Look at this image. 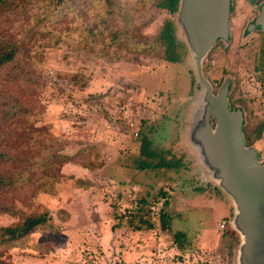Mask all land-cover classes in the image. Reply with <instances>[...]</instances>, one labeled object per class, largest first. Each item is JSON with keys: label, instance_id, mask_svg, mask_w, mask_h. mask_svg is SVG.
I'll return each mask as SVG.
<instances>
[{"label": "rangeland", "instance_id": "rangeland-1", "mask_svg": "<svg viewBox=\"0 0 264 264\" xmlns=\"http://www.w3.org/2000/svg\"><path fill=\"white\" fill-rule=\"evenodd\" d=\"M46 7L0 0V41L18 47L16 61L0 67V172L33 178L0 190V227L50 216L0 245V264H236L233 208L224 227L211 228L215 211L192 206L195 196L223 190L187 139L198 83L177 14L153 0H68L47 20ZM172 17L175 62L154 42ZM242 17L234 16L233 34ZM203 63L209 79L229 73L238 82L246 132L264 155V85L249 51L215 49ZM143 138L152 155L141 154ZM161 191L170 200L167 230L158 224ZM144 196L156 201L155 228L134 230L127 220ZM176 231L186 233L183 250Z\"/></svg>", "mask_w": 264, "mask_h": 264}, {"label": "water", "instance_id": "water-1", "mask_svg": "<svg viewBox=\"0 0 264 264\" xmlns=\"http://www.w3.org/2000/svg\"><path fill=\"white\" fill-rule=\"evenodd\" d=\"M229 6L230 0H179L176 25L199 84L187 139L204 172L231 201L229 226L239 236L235 263L264 264V162L259 163L256 150L243 143V114L228 109L226 85L212 93L202 71V62L216 40L227 36ZM257 22L264 32V7Z\"/></svg>", "mask_w": 264, "mask_h": 264}, {"label": "trees", "instance_id": "trees-1", "mask_svg": "<svg viewBox=\"0 0 264 264\" xmlns=\"http://www.w3.org/2000/svg\"><path fill=\"white\" fill-rule=\"evenodd\" d=\"M68 0H46L47 7L46 11L42 13V17L49 19L50 16L55 15L56 10L60 11L62 6L67 3ZM154 5L159 9L167 10V12L174 16L177 14L179 0H153ZM175 27L173 24V17L166 19L162 27L160 28L154 42L159 44L162 48L164 58L168 61L175 62L178 60V53L176 51L177 43L175 37ZM18 52L17 43L7 39L0 41V67L13 63L16 61V53ZM149 141L146 138L142 139L141 142V154L152 155V152L148 148ZM13 164V163H10ZM165 166H170L168 163H163ZM1 165V163H0ZM154 166L152 163H139L138 167L150 168ZM15 172V171H13ZM1 173L0 172V190L3 188H10L15 183H23L26 178L33 179L32 177H25V173ZM48 176V173H43L35 181H39ZM161 197V205L158 210V224L162 230L170 228L172 214L170 213V200L167 194L163 191L159 193ZM156 201H149L147 196H144L136 201L137 210L127 221L128 225L134 230L140 229H153L155 228V221L153 219V205ZM118 222L115 226L122 224V216L119 215ZM50 216L47 213L35 215H26L22 221L17 224L0 227V245L9 246L13 241L22 239L29 235L36 228L44 225ZM229 220V219H228ZM229 222V221H227ZM174 242L177 243V247L180 250L184 249V241L186 240V233L183 231H176L173 235Z\"/></svg>", "mask_w": 264, "mask_h": 264}, {"label": "flooded vegetation", "instance_id": "flooded-vegetation-1", "mask_svg": "<svg viewBox=\"0 0 264 264\" xmlns=\"http://www.w3.org/2000/svg\"><path fill=\"white\" fill-rule=\"evenodd\" d=\"M263 7L264 0H230L229 31L227 33L226 38H218L216 40L215 44L205 57L206 62L208 61L209 57L213 55V51L215 49H219L222 52L230 50L236 52L240 49L244 50V52L249 51V54L251 56V67L253 68V70L257 71L262 76V78L260 79V83L264 85V32L262 31L261 26L257 22V18L260 15ZM241 11L243 13H240ZM236 15H241L244 17V19H242V23H237L239 24L238 32L236 34H233L234 31H232V29L234 27L232 26V24L234 26L236 25L235 21L233 20L234 16ZM205 68H207V63L202 64V71L211 85L212 93H218V91H220L223 86L226 85V98L228 109L230 111L239 109L243 114V123L241 129L243 143L246 147L254 148L257 152V158L259 163H263L264 155L260 153L261 150L255 146L254 142H250V135L246 132L247 128L245 127L244 109L238 103L237 98L233 95L232 89L235 87L237 81H235L229 73L225 75H220L218 79H209L205 73ZM230 69L229 67H226V69H223L222 71ZM198 89L199 84H197V90ZM211 122L212 126H214L213 117H211ZM260 135H262V137L264 138V131H260L259 136ZM215 186L220 187L218 184ZM222 194L227 197V194L224 191ZM227 198L229 199V197ZM227 221H230V219ZM224 224H226L225 221H223V227Z\"/></svg>", "mask_w": 264, "mask_h": 264}, {"label": "crops", "instance_id": "crops-1", "mask_svg": "<svg viewBox=\"0 0 264 264\" xmlns=\"http://www.w3.org/2000/svg\"><path fill=\"white\" fill-rule=\"evenodd\" d=\"M203 191H207V190H203ZM207 192H203L201 196H195V198H193L194 200L192 201V206L193 209L199 208V209L207 210L206 212H208L209 215L210 213L215 211V213L212 215V222H211L213 223V226L211 228H213L215 227L214 223L215 225L220 226V221L222 220V218L229 217L232 209V204L231 201L222 193H218L217 191L215 192L207 191ZM219 205H220V210L217 211ZM208 213H206V217L204 218L205 221H203L204 224L206 225L211 217V216L208 217Z\"/></svg>", "mask_w": 264, "mask_h": 264}, {"label": "built area", "instance_id": "built-area-1", "mask_svg": "<svg viewBox=\"0 0 264 264\" xmlns=\"http://www.w3.org/2000/svg\"><path fill=\"white\" fill-rule=\"evenodd\" d=\"M220 227H223V222L220 223Z\"/></svg>", "mask_w": 264, "mask_h": 264}]
</instances>
